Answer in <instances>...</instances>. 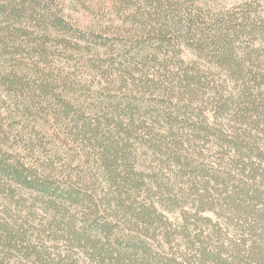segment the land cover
Segmentation results:
<instances>
[{"label": "trees", "instance_id": "obj_1", "mask_svg": "<svg viewBox=\"0 0 264 264\" xmlns=\"http://www.w3.org/2000/svg\"><path fill=\"white\" fill-rule=\"evenodd\" d=\"M94 3L0 0V264H264V0Z\"/></svg>", "mask_w": 264, "mask_h": 264}, {"label": "rangeland", "instance_id": "obj_2", "mask_svg": "<svg viewBox=\"0 0 264 264\" xmlns=\"http://www.w3.org/2000/svg\"><path fill=\"white\" fill-rule=\"evenodd\" d=\"M110 0H94V4L93 6H91V9H88V11H84V10H80V11H76V16H78L79 18H81V20L83 21V24H87L88 26L91 25L90 28H92V26L94 28L92 29H98L99 31L108 27L109 25H111V23L115 22H110L113 20L112 17L110 16H104L102 15V13H100L102 6H105L103 3H105L107 5V7H111V3H109ZM216 4L221 5V6H225L227 8H232L233 6H236L238 4H240L242 2V0H215ZM107 7H105L104 10H108ZM94 14V15H92ZM90 22V23H89ZM93 22V23H92ZM81 24V26H83L82 28L86 27V25ZM114 24V23H113ZM109 33V31H108ZM55 55H57L58 57H54L53 63L58 66V67H65L66 70H70L71 65H67L66 61L62 58L61 52L63 53V51L60 50H54ZM103 53V52H100ZM103 59H105L106 62H109V54H107ZM102 59H99L98 61H101ZM104 62V61H102ZM106 70V68H105ZM79 73V78L81 80H84L85 82L88 83H92L95 85V89L93 93H98V89L104 88L105 84L107 82H109V67L107 69L106 74L104 75V78L100 75L99 72H97L95 70V72L92 75H89L88 73H86L85 69H80V71H78ZM198 147V144H197Z\"/></svg>", "mask_w": 264, "mask_h": 264}]
</instances>
